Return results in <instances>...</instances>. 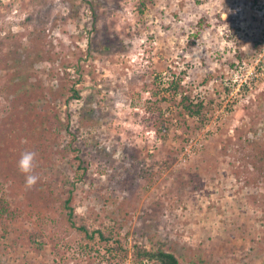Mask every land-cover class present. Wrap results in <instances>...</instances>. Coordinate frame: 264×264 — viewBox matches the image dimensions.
Wrapping results in <instances>:
<instances>
[{"label":"rangeland","instance_id":"rangeland-1","mask_svg":"<svg viewBox=\"0 0 264 264\" xmlns=\"http://www.w3.org/2000/svg\"><path fill=\"white\" fill-rule=\"evenodd\" d=\"M73 188L130 251L264 264V0H0V264H133L85 248Z\"/></svg>","mask_w":264,"mask_h":264},{"label":"trees","instance_id":"trees-1","mask_svg":"<svg viewBox=\"0 0 264 264\" xmlns=\"http://www.w3.org/2000/svg\"><path fill=\"white\" fill-rule=\"evenodd\" d=\"M90 5L93 7L92 2H89ZM206 27H209V24L205 22L202 18L198 22L197 27V36L200 35L201 32H203ZM241 42V41H240ZM243 43H239V53L236 56V58H239L240 61L244 57L243 52H241V47ZM235 64L232 63V66ZM180 82L178 81H172V83L169 85L170 90H174L175 93L179 90ZM73 97L79 98V92L73 88ZM74 98V99H75ZM180 106L183 108L184 112L189 115L190 117H199L203 115L205 110V102L204 101H198L195 103L193 99H191L190 96H184L181 95L180 100ZM31 113V111H29ZM63 127L66 130H69L71 134L74 135V132L70 130L71 124L68 121L67 123L62 124ZM68 132V131H67ZM72 147V144H70ZM77 168L74 170L75 172V182H78L80 180H83L87 173V168L85 165L84 160L82 158L78 159ZM73 182V183H75ZM71 183L72 186L74 184ZM73 189H71L70 196L65 200L64 202V211H66V219L69 223L70 228L78 231L80 234H83L84 237L88 240V244L85 248L90 249L91 251L95 248H92L93 246H103L107 253L115 259L117 256L126 257L128 258L129 255H132V261L133 264H181V259L175 255L174 253H171L169 251H166L163 245L161 246H153L152 248L148 249L145 245L135 243L132 247V251H130L126 246H124L123 241L121 238L114 235L113 232H107L106 230H103L102 228H94L91 229L88 224L82 220V222H77L76 220V214L75 209L72 207V201H73ZM93 215H90L89 218H92ZM98 215L93 219L94 223H97ZM102 227H105V225L101 224ZM37 233H29V237L34 243V245H38L37 247L41 248L40 244H37ZM189 264H211L209 262H205L203 260H200L199 262H191Z\"/></svg>","mask_w":264,"mask_h":264},{"label":"clouds","instance_id":"clouds-1","mask_svg":"<svg viewBox=\"0 0 264 264\" xmlns=\"http://www.w3.org/2000/svg\"><path fill=\"white\" fill-rule=\"evenodd\" d=\"M24 143H27L24 141ZM37 160L36 153L34 151H24L22 152L20 159L18 161V169L25 176L26 187L31 189L40 180L38 174H36Z\"/></svg>","mask_w":264,"mask_h":264}]
</instances>
